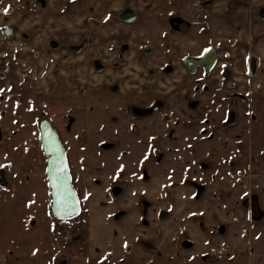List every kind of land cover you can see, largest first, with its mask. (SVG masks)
Here are the masks:
<instances>
[{
  "label": "flooded vegetation",
  "instance_id": "af4514ba",
  "mask_svg": "<svg viewBox=\"0 0 264 264\" xmlns=\"http://www.w3.org/2000/svg\"><path fill=\"white\" fill-rule=\"evenodd\" d=\"M212 1L198 0L196 6L200 8L211 6L216 2ZM22 5H24L22 8L24 14L16 10L15 4L9 7L6 14L16 16V19L7 20L9 23L0 30V34H3L8 42L16 41L20 44L31 42L35 35L33 31L46 25L45 19L35 20L31 23L32 28L22 27L26 21L31 22L33 17L29 13L34 10V6L38 12L46 16V10L50 6L48 0H25ZM129 7L136 12L134 21H127L122 17ZM148 9L145 10L148 13L147 16L156 12L154 9L149 12ZM263 14L264 11L259 10L260 18ZM110 16L116 17L113 20L117 21V24L128 27L129 31L127 32L122 26L123 32L120 30V32L118 30L113 32V35H117L107 43V49H103L100 56L90 58L93 72L105 76L104 80L97 84L100 100L90 104L92 109L88 115L70 114L68 122L71 128L74 123L88 122V125H84L82 133L76 134V138L84 145L77 149L88 152V154L82 153L81 162L86 173L79 180L86 189L85 196L81 195L79 186L76 184L77 177L75 178L72 171L67 143L54 123L51 112L44 107L45 104L38 107L37 117L33 121L38 129L37 139L44 155L46 177L47 157L43 150L38 126V119L42 113L49 118L66 149L72 181L81 203V211L73 218L63 219L54 216L51 204L50 209L52 217L58 222L76 220L79 224L84 223L88 226V239L85 238L79 243L77 239L79 236L73 238L72 244L77 248L75 252L79 254L78 250L85 249L94 257L113 259L118 264H142L139 259H136L140 257L141 250L135 251L134 243H131L130 248L123 255H120L122 251L115 247L103 246L98 249L92 247L91 203L92 191L94 192L92 186L101 184L103 181L109 182L113 189L109 195L112 200L121 196L126 188L133 190L138 201L137 210L143 218L140 222L141 226L152 224L149 218L150 213L154 214V220H159L150 198L156 201L160 198L165 204L166 213L161 214L164 217L173 215L172 212L176 210L175 200L178 193H181L182 198L188 199V194H184L187 189L192 190L189 196L193 203L200 202L206 195L220 198L216 192L221 190V195L228 197H224L227 200L226 205L230 204L228 199L235 200L233 195L237 194V191L230 189L231 186L247 184L252 187L250 181L255 174L249 172L252 170V160L256 159L254 150H257L264 159V134L255 131L261 117L260 105H264L263 59L262 55L256 51L258 38L254 37L249 43L243 44L247 50L246 58L238 56L239 54L235 52L238 47L236 41L231 38L228 44H219L209 35L208 41L192 45L197 42L190 43L191 39L187 41L186 33L201 23H192L184 17L178 19L176 14L170 18L171 21L168 20L171 30L167 28V33L163 36L157 32L150 34L149 28H145V32H149L147 35L145 32L144 35L138 34L137 28L143 18L141 12L131 5ZM143 23L147 25L148 21L143 19ZM97 24L100 25L99 22ZM254 25L250 21L249 33L250 27L252 32ZM186 27L188 31L181 32ZM69 32L70 30L66 29L63 30L62 36H49L43 48L39 45L26 55L20 52L21 54H13L8 60H4L6 63L0 60V78H12L10 84L0 87V98L4 92H9L13 102L19 101L22 104L20 101L23 99L22 92H27L30 77L32 78V58L38 59L39 56L44 55L38 51L40 49L71 54L73 59L69 65L65 66V69L70 78H74L80 55H84L94 41L96 43L99 41L100 37L98 36L95 40L91 33H87L76 36L75 40ZM205 32L207 29L203 30V33ZM122 33L127 34V38ZM8 34L11 35L8 36ZM64 73L65 71L59 74L66 75ZM69 92V90H66L65 94L62 91L55 92L54 95L59 98H55L54 105L58 104L64 111L72 109L65 108L62 104L64 101L68 102L71 97L68 95ZM66 97L68 98L63 99ZM76 127L74 125V130ZM71 128L68 130L70 131ZM261 128L264 129V124ZM85 162L87 164H84ZM253 166L255 167V163ZM6 168L0 166V188L11 186ZM239 172H243V175L238 178ZM47 183L52 202L48 177ZM184 185L189 188H184ZM159 187L162 189L160 190ZM208 187H214V189L208 191ZM246 194L241 193L238 200H235L236 204L247 207L250 221L253 219V213L257 214L258 219L264 220V210L255 202L256 193L252 192L251 198L248 195L245 196ZM231 209L229 206L228 212ZM128 213L129 209L120 208L116 217L121 220ZM216 216L215 213L210 214L209 217L201 214L195 219L206 231L211 244L214 243V234L216 235L218 231L224 233L227 228V225L220 222ZM74 225L83 232L82 228ZM155 226L156 223L153 227ZM152 231L158 233L159 229L153 228L150 232ZM139 235L146 236L143 231ZM154 236L155 234L148 236L147 240L138 238L142 250L157 251ZM184 241L195 246L190 240ZM80 246L82 248L78 249ZM238 253L217 255L214 251L204 252L198 257L201 262L199 264H219L231 257L237 261ZM220 254H224L222 250ZM155 257L148 261V264H158V254ZM62 263L67 264L68 260L60 258L55 261V264Z\"/></svg>",
  "mask_w": 264,
  "mask_h": 264
},
{
  "label": "rangeland",
  "instance_id": "374dc122",
  "mask_svg": "<svg viewBox=\"0 0 264 264\" xmlns=\"http://www.w3.org/2000/svg\"><path fill=\"white\" fill-rule=\"evenodd\" d=\"M24 1L0 0V30L11 20V18L6 19L1 14L2 9L15 4L16 10L24 14L22 9ZM100 1L97 0L92 3L91 0H48L50 6L46 10V16H43L44 13L38 12L34 6V10L29 13L33 17L31 22L26 21L22 27L32 28L31 23L35 20H42V16L43 20L46 19L44 22L46 25L38 29V32L33 31L34 40L28 43L8 42L4 39V35L0 34V60L3 62L12 57L13 54L22 53L26 55L39 45L43 48L49 36H62L63 30L66 29L70 30L69 33L75 40L76 36L87 33H91L95 40L98 36L100 37L99 41L97 43L94 41L84 55H80L74 78H70L67 69H65V66L69 65L73 59L71 54L40 49L38 51L44 55L39 56V58L36 56L38 59L32 58V78L30 77L27 92H22L23 99L20 100L22 104L19 101L13 102L9 92H4L0 98V166L7 167V178L11 183L9 188H0V263L55 264V261L61 258L68 260L67 264H118L113 259L94 257L85 249L78 250L79 254L76 253L77 248L72 244L73 238L79 236L77 237L79 243L83 242L85 238L88 239V226L84 223L79 224L76 220L58 222L52 217L44 155L37 139L38 129L33 121L37 117L38 107L45 104L44 107L51 112L54 123L60 129L63 140L67 143L72 171L75 178L77 177L76 184L79 186L81 195L85 196L86 189L83 188L84 185L79 180L86 173L81 162L82 153L88 154V152L77 149L84 147V145L81 140L76 138V134L82 133L84 125H88V122L74 123L71 128V124L68 123L69 115H88L92 109L90 104L100 100L97 84L103 81L105 76L93 72V68L90 66V58L96 55L100 56L102 50L107 49V43L117 35L112 33L116 30L123 32L121 26H124L118 25L117 21L113 20L116 17L105 16L102 10L95 9L101 8ZM135 5L138 7L139 4L135 3ZM21 14L17 15L20 16ZM60 16L63 17L60 18ZM97 22H99V26ZM124 27L128 32V27ZM103 30L106 33L111 32V35L101 37L104 34ZM122 34L127 38V34ZM64 71L66 75L61 76L59 73ZM59 76L61 77L60 80ZM17 79L19 80V78ZM11 82V77L0 78V87H5ZM66 90L70 91L68 95L71 97H69L68 102L64 101L62 104L63 107H71L72 109L64 111L58 104L57 106L54 105L55 98H59L54 93L62 91L65 94ZM14 97L19 99L17 96ZM258 105L255 106L259 108ZM260 109L261 117L259 123L256 124L255 131L264 134V129L261 128V125L264 124V105H260ZM74 125L80 128L76 127L74 130ZM68 128L71 130L69 131ZM256 137L259 138L257 135ZM254 151L256 159L253 155L252 170L249 172L255 174L250 181L252 187L236 184L234 191L239 190L243 195L247 193L245 196L248 195L249 198H251L252 192H255V202L264 210V159L257 150ZM254 163L255 167L253 166ZM243 172L246 173V171ZM243 172L238 173V178L243 175ZM184 186V188H189L187 185ZM92 188L94 190V192L92 191L93 201L91 203V245L93 248L115 247L121 250L120 255H123L126 254L125 252L130 248L131 243H134V250L137 251L142 246H140L138 238L149 239L146 236H140L141 231L144 234H149L155 223L157 225L160 221H170L179 213L176 211L173 215L164 217L161 214L166 213L165 204L160 198L157 201L150 198L155 206L153 210L156 211L159 220H154V214L150 213L149 218L152 224L141 226L140 222L143 218L137 210L138 201L133 190L126 188L121 196L112 200L109 195L113 189L109 182L103 181L101 184L92 186ZM180 188L183 189V187ZM211 189L214 187H208V191ZM184 194L187 195V192ZM216 195L221 198V201L223 200L221 190H218ZM189 205L190 202L185 201L182 211H185ZM120 208L129 209V213L118 220L116 215ZM229 212H233L232 209ZM208 214H212V212ZM252 217L249 227H238L229 230L227 233L218 231L215 235L225 244L223 253H227L225 252L228 248L227 243L235 242L241 248L236 262L232 259L234 257H231L223 264H251L252 262V264H264V220L258 219L255 213ZM84 219H86V215H84ZM74 224L82 228L83 232ZM81 248L82 246L78 249Z\"/></svg>",
  "mask_w": 264,
  "mask_h": 264
},
{
  "label": "crops",
  "instance_id": "0c3cea01",
  "mask_svg": "<svg viewBox=\"0 0 264 264\" xmlns=\"http://www.w3.org/2000/svg\"><path fill=\"white\" fill-rule=\"evenodd\" d=\"M91 1L93 3L97 0ZM197 1L198 0H101V8L95 9L102 10L105 16H110V14L120 12L127 5L135 7L141 12V17L145 21H148L147 25L143 23V19L139 23L140 26H138L137 31L138 34L142 35H144L145 28H149L150 34L157 32L161 36L166 35L167 28L171 30V25L169 23V21H171L170 18L176 14L178 19L184 17L192 23H201L193 27L189 33H186L188 27L181 31L186 33L185 38L187 41L191 39L189 40L190 43L197 42L192 45L201 44L202 41H208L209 35L210 38L212 37V39L219 44H228L229 38H231V40L236 41L238 47L235 52L242 58H246L247 56V50L243 47V44L249 43L252 37L255 39L258 38L256 51L262 55V67H264V14L262 18L258 16L259 10L264 11V0H215L216 2L213 0L212 2H215L213 5L201 8L196 6ZM135 3L139 4L138 7ZM148 8H152L156 12H152L147 16L148 13L146 9ZM152 9H148V11L150 12ZM1 14L4 15L6 19L7 17L11 18V20L13 18L16 19V17L12 15H6L4 11H1ZM62 17L63 16H60V18ZM41 19L43 20V16ZM250 21L251 24L255 25L252 28V32L250 27L249 33L248 28L250 26ZM204 29H207V32L203 33ZM38 31L39 30H36L35 32ZM103 31L104 34H102L101 37L111 35V32L106 33L105 30ZM148 33V31L145 32L146 35ZM202 33L204 35H202ZM186 44H188V42H186ZM245 186L248 185L245 184ZM159 189L161 190L162 188L159 187ZM230 189L234 190V186H231ZM185 192L188 194L187 200L182 198L181 193H178L175 200L177 204H175L176 210L174 209V212H179L178 215L173 217L170 221H160L154 227L155 229H159L158 233L152 231L146 234L147 237L155 234L154 239L157 245L156 248L160 253L155 249H148V252H146L140 247V257L136 259H139L142 264H148V261L156 258V254H158V264H199L201 262L198 257L204 252L214 251L217 255H232L241 250L237 243H227L228 248L225 251L227 253L220 254L221 250H224L223 247L225 244L223 240H220L219 237H215L214 234V244H209L210 242L208 241L206 231L196 222L198 220H195L199 218L201 214L207 217V214L212 212V214H217L218 217H216L220 219V222L227 225L224 233L238 227H249L250 220L247 207H241L237 205L235 201L238 200L241 191L237 190V194L233 195L236 199L232 201L228 199L230 204L227 203V205L225 203L227 200L224 199V197H228L223 195H221L223 198L222 201L221 198H212L210 195H206L200 202L193 203L189 196L192 190L187 189ZM185 201H189L190 205L185 211H182ZM229 206L233 209L231 213L228 212ZM209 215L210 214H208V217ZM184 240L194 242L195 246H191ZM191 257H194V259H190Z\"/></svg>",
  "mask_w": 264,
  "mask_h": 264
},
{
  "label": "water",
  "instance_id": "95a60500",
  "mask_svg": "<svg viewBox=\"0 0 264 264\" xmlns=\"http://www.w3.org/2000/svg\"><path fill=\"white\" fill-rule=\"evenodd\" d=\"M122 17L127 21H134L136 12L129 7ZM38 126L43 150L47 157V177L51 189L52 212L58 218H73L80 213L81 203L72 181L65 146L57 130L44 113L38 119Z\"/></svg>",
  "mask_w": 264,
  "mask_h": 264
},
{
  "label": "snow or ice",
  "instance_id": "6c2138e0",
  "mask_svg": "<svg viewBox=\"0 0 264 264\" xmlns=\"http://www.w3.org/2000/svg\"><path fill=\"white\" fill-rule=\"evenodd\" d=\"M3 11H4L5 14H7L8 11H9V8H5V9H3Z\"/></svg>",
  "mask_w": 264,
  "mask_h": 264
}]
</instances>
